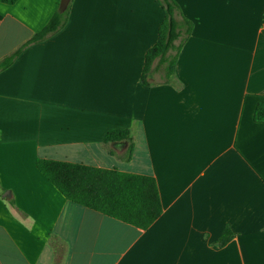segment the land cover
<instances>
[{
  "label": "crops",
  "instance_id": "1",
  "mask_svg": "<svg viewBox=\"0 0 264 264\" xmlns=\"http://www.w3.org/2000/svg\"><path fill=\"white\" fill-rule=\"evenodd\" d=\"M59 1L0 3V60ZM174 1L193 31L169 84L140 81L158 0H72L0 72V264H264V0ZM37 159L150 176L161 215L141 230L73 204Z\"/></svg>",
  "mask_w": 264,
  "mask_h": 264
},
{
  "label": "trees",
  "instance_id": "2",
  "mask_svg": "<svg viewBox=\"0 0 264 264\" xmlns=\"http://www.w3.org/2000/svg\"><path fill=\"white\" fill-rule=\"evenodd\" d=\"M16 1L0 0V3L13 5ZM158 1L164 17L155 44L145 54L140 75L142 86L147 88L166 85L174 80L179 53L193 31V23L183 15L174 0ZM71 4L72 0L63 11L58 4L39 32L0 60V72L11 66L27 47L61 31L68 21ZM253 118L264 122L263 104L256 107ZM126 136V130H114L106 134L105 141H119ZM36 167L67 201L137 229L149 228L161 215L157 185L150 176L45 159H37ZM9 204L13 206L12 201ZM232 237V232L224 228L216 241L217 246H225Z\"/></svg>",
  "mask_w": 264,
  "mask_h": 264
},
{
  "label": "water",
  "instance_id": "3",
  "mask_svg": "<svg viewBox=\"0 0 264 264\" xmlns=\"http://www.w3.org/2000/svg\"><path fill=\"white\" fill-rule=\"evenodd\" d=\"M69 2H70V0H60V2H59V9L61 11L65 10L66 7L68 6Z\"/></svg>",
  "mask_w": 264,
  "mask_h": 264
}]
</instances>
